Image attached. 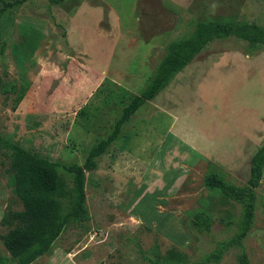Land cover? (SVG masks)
Instances as JSON below:
<instances>
[{
  "label": "rangeland",
  "instance_id": "rangeland-1",
  "mask_svg": "<svg viewBox=\"0 0 264 264\" xmlns=\"http://www.w3.org/2000/svg\"><path fill=\"white\" fill-rule=\"evenodd\" d=\"M53 1L0 0V80L16 89L0 92V137L62 165L83 162L150 82L167 45L197 22L264 27V0ZM263 141L264 48L232 37L208 43L85 172L88 220L66 227L31 264H148L137 249L200 260L229 237L239 212L205 177L245 185ZM6 164L0 149V218L21 208ZM255 191L242 244L250 264H264V168ZM197 215L209 224L194 226ZM237 253L229 248L215 264H238Z\"/></svg>",
  "mask_w": 264,
  "mask_h": 264
},
{
  "label": "trees",
  "instance_id": "trees-1",
  "mask_svg": "<svg viewBox=\"0 0 264 264\" xmlns=\"http://www.w3.org/2000/svg\"><path fill=\"white\" fill-rule=\"evenodd\" d=\"M229 37L245 42L249 50L264 48L263 26L245 21L197 22L188 36L167 45L150 82L121 110L109 134L90 146L80 165L50 162L0 137V149L7 160L4 175L11 194L21 207L17 211H5L0 218V227L5 229L0 241L7 253V256L0 254V264H31L49 252L66 227L86 222L85 172L95 169L96 159L118 138L122 126L135 112L161 92L208 43ZM15 91L13 84L0 80L1 93L6 95ZM24 93L25 87L21 85L11 110H15ZM59 168L70 180L59 175ZM263 168L264 141L250 157L245 185L236 186L214 173L205 177L206 186L218 190L225 198L237 204L239 212L232 223L233 231L229 237L217 241L211 251L190 264L218 263L223 252L229 248L238 250V264H250L242 241L253 225L257 200L255 189L260 184ZM209 221L208 219L205 224L203 217L197 215L193 225L206 227ZM137 250L148 264H188L177 251H172L165 257L151 252L150 257Z\"/></svg>",
  "mask_w": 264,
  "mask_h": 264
}]
</instances>
